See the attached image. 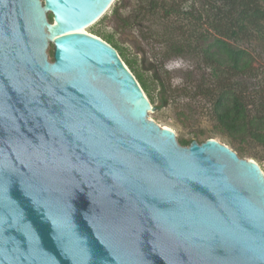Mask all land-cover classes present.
Segmentation results:
<instances>
[{
  "label": "water",
  "instance_id": "water-1",
  "mask_svg": "<svg viewBox=\"0 0 264 264\" xmlns=\"http://www.w3.org/2000/svg\"><path fill=\"white\" fill-rule=\"evenodd\" d=\"M112 1L0 0V264H264L259 164L180 143L118 50L73 31Z\"/></svg>",
  "mask_w": 264,
  "mask_h": 264
},
{
  "label": "rangeland",
  "instance_id": "rangeland-1",
  "mask_svg": "<svg viewBox=\"0 0 264 264\" xmlns=\"http://www.w3.org/2000/svg\"><path fill=\"white\" fill-rule=\"evenodd\" d=\"M201 2L204 1L115 0L102 17L86 30L103 40L105 36L112 35L114 41L122 47L125 57L134 61L136 69L144 71V76H148L150 82V76L157 71L158 79L166 86L169 103L157 108L158 89L152 91L156 103H152L147 96L152 105V109L148 111V118L161 127L171 128L180 143L182 139L199 142L215 139L237 151L229 136L217 128L213 113V97L201 93V89L210 88L214 84L215 78L211 67L207 68L202 55L200 57L196 52L169 56V46L164 42L166 34L156 35L169 29L170 35L182 37L185 43L189 39L188 41L196 43L198 47L206 46L209 38L205 39L203 35L207 36V32L214 34L215 31L205 17L195 20L201 11ZM172 8L174 11L167 13ZM115 9L117 11L114 14ZM46 14L49 18L52 15L53 20L50 11H46ZM124 17L130 18L129 24L123 23L121 18ZM241 44L260 50L263 41L252 38L251 43ZM48 53L50 59H53L52 41L49 42ZM252 53L255 54L254 51ZM151 63L153 66H149ZM142 65H145L144 69ZM253 65L257 70L254 74L257 76L251 77L250 80L259 88L255 81L258 77L264 80V56L256 57ZM238 80L246 82L244 77ZM242 144L257 155L251 156L248 151L244 152L243 157L256 161L264 173V148L252 141Z\"/></svg>",
  "mask_w": 264,
  "mask_h": 264
},
{
  "label": "trees",
  "instance_id": "trees-1",
  "mask_svg": "<svg viewBox=\"0 0 264 264\" xmlns=\"http://www.w3.org/2000/svg\"><path fill=\"white\" fill-rule=\"evenodd\" d=\"M203 1L201 11L195 20L205 17L215 31L214 34L207 32V36L203 35L205 39L209 38L206 46L198 47L196 43L188 41L189 39L185 43L182 37L170 35L169 29L156 35L166 34L164 42L169 46V56L196 52L200 57L202 55L206 67H211L215 78L214 84L210 88L201 89V93L213 97V113L217 128L229 136L232 145L243 157L244 152L249 151L243 146V142L252 141L264 148V80H261L262 77L256 79L255 83L259 88H256L250 80L251 77L257 76L254 74V71H257L253 65L255 58L264 56V0ZM116 11L117 9L114 10V14ZM172 11L174 8L167 13ZM121 20L127 24L130 22L129 17ZM252 38L263 41L260 50L241 44V42L251 43ZM104 39L119 51L150 101L155 102L152 91L158 89L156 106L157 108L166 106L169 103L166 86L158 79L157 71L150 76V82L148 76H144L145 72L136 69L135 62L125 57L122 47L114 41L112 35H107ZM241 77H244L246 82L238 80ZM191 142L190 139L181 140L184 145H189ZM248 154L257 157L251 151Z\"/></svg>",
  "mask_w": 264,
  "mask_h": 264
},
{
  "label": "bare ground",
  "instance_id": "bare-ground-1",
  "mask_svg": "<svg viewBox=\"0 0 264 264\" xmlns=\"http://www.w3.org/2000/svg\"><path fill=\"white\" fill-rule=\"evenodd\" d=\"M114 2H115V0L112 1V3L110 4L109 7H111L112 4H113ZM109 7L106 9V11L109 9ZM106 11H105V12H106ZM105 12H104V13H105ZM104 13H103V14H104ZM95 22H96V21H94L93 23H95ZM93 23H91V24H93ZM91 24H90V25H91ZM90 25H88V26H90ZM88 26H86V27H80V28L74 29L73 31H74V32H84V33H88V34H90V35H92V36H94V37L100 38L99 36H96V35H94V34L88 32V31L86 30V28H87ZM101 39H102V38H101ZM127 68L130 69L128 66H127ZM142 92L144 93V96H145L144 100H145L146 108H147V110L149 111L150 109H152V108H151L152 105H151L150 101L148 100V97H147V95H146V93H145V91H144L143 88H142ZM165 129H170V130H172L171 128H169V127H167V126H165Z\"/></svg>",
  "mask_w": 264,
  "mask_h": 264
},
{
  "label": "clouds",
  "instance_id": "clouds-1",
  "mask_svg": "<svg viewBox=\"0 0 264 264\" xmlns=\"http://www.w3.org/2000/svg\"><path fill=\"white\" fill-rule=\"evenodd\" d=\"M99 19H100V18H99ZM99 19H98V20H99Z\"/></svg>",
  "mask_w": 264,
  "mask_h": 264
}]
</instances>
